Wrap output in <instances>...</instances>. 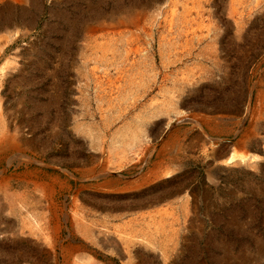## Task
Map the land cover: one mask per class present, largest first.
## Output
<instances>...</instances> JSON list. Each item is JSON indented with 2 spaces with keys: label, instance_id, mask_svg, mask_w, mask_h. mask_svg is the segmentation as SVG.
Returning <instances> with one entry per match:
<instances>
[{
  "label": "rangeland",
  "instance_id": "374dc122",
  "mask_svg": "<svg viewBox=\"0 0 264 264\" xmlns=\"http://www.w3.org/2000/svg\"><path fill=\"white\" fill-rule=\"evenodd\" d=\"M0 87V264H264V0H0Z\"/></svg>",
  "mask_w": 264,
  "mask_h": 264
},
{
  "label": "crops",
  "instance_id": "0c3cea01",
  "mask_svg": "<svg viewBox=\"0 0 264 264\" xmlns=\"http://www.w3.org/2000/svg\"><path fill=\"white\" fill-rule=\"evenodd\" d=\"M81 200H83V201H81V203L85 202L83 198ZM87 208H89V206H87ZM88 212L84 213V216L87 218H88ZM46 217L47 216H45V214H39L35 220L37 222L41 221V223H42L46 220ZM19 223L24 225L22 227H23V229L26 230L27 233L30 232L31 230L34 231L33 234L31 233V235H28V236L31 239L35 240L33 242L36 243V244H34V246L36 247V253L37 252L41 253V255H40L41 259H37V258L32 259L31 258V259L23 261V262H25L24 264H92V262L90 261V257H91L90 255H85V256L80 255L81 252L84 253V251L88 252L90 250V249H85L86 247H88L90 245L87 242V241H90V238L88 236H85L83 233L75 234L73 236V238H71L72 242L69 243L66 246V248H63V246L58 247V245H56L57 241H59V239L57 237H54L51 233L36 232V228H33V226H32L33 224L31 221H29V220L26 221V220L20 219ZM28 224H29V227L27 228ZM31 228H33V229H31ZM36 241H38L40 243H38ZM75 245L80 252L79 255L76 257H72L71 260L65 262L64 250L72 252L71 247L75 246ZM91 258H93V257H91ZM23 262L21 264H23Z\"/></svg>",
  "mask_w": 264,
  "mask_h": 264
},
{
  "label": "bare ground",
  "instance_id": "6f19581e",
  "mask_svg": "<svg viewBox=\"0 0 264 264\" xmlns=\"http://www.w3.org/2000/svg\"><path fill=\"white\" fill-rule=\"evenodd\" d=\"M198 2V1H197ZM201 4V3H200ZM202 5V4H201ZM201 7V6H200ZM200 9V8H199ZM190 19H192V17L190 18ZM142 25V24H141ZM139 27V26H138ZM142 28V27H141ZM10 35V34H9ZM102 47V46H101ZM8 65V64H7ZM4 71V70H3ZM8 71V70H7ZM5 74H6V72H5ZM2 77V76H1ZM5 78V77H4ZM257 84V83H256ZM2 85V84H1ZM1 88V87H0ZM248 134V133H247ZM250 134V133H249ZM22 141V140H21ZM247 141H244L243 142V145L245 146V145H247ZM241 145V144H240ZM242 146V145H241ZM251 146V145H250ZM238 147H240L239 145H238ZM248 149V148H247ZM236 151V150H235ZM247 153V152H246ZM23 154V153H22ZM26 154V153H25ZM23 156V155H22ZM259 156V155H258ZM246 157L247 156H243L242 155V153H232L228 158H226V163L227 164H231V163H233V162H235L237 159H241V160H244V159H246ZM17 158V157H16ZM21 158V157H20ZM28 158V157H27ZM224 158V157H223ZM25 159V158H24ZM23 159V160H24ZM29 159H30V157H29ZM26 161V160H25ZM29 161V160H28ZM29 163V162H28ZM226 164V165H227ZM167 167V166H166ZM178 169V168H177ZM174 173V172H173ZM168 174V173H167ZM164 177H166V176H164ZM6 178V177H5ZM45 183V182H44ZM41 187V186H40ZM42 193H44V192H42ZM5 194V193H4ZM10 196V195H9ZM20 196V195H19ZM18 197V196H17ZM9 200V199H8ZM9 205V204H8ZM15 209V208H14ZM159 209V208H158ZM10 210H11V208H10ZM16 211V210H15ZM170 213V212H169ZM173 214V213H172ZM97 221V220H96ZM145 223V222H144ZM160 232V231H159ZM24 235V234H23ZM44 235V234H43ZM158 235V234H157ZM148 239V238H147ZM50 244V243H49ZM154 246V245H153Z\"/></svg>",
  "mask_w": 264,
  "mask_h": 264
},
{
  "label": "water",
  "instance_id": "95a60500",
  "mask_svg": "<svg viewBox=\"0 0 264 264\" xmlns=\"http://www.w3.org/2000/svg\"><path fill=\"white\" fill-rule=\"evenodd\" d=\"M230 155H231V153H229V154L227 155V158H228Z\"/></svg>",
  "mask_w": 264,
  "mask_h": 264
}]
</instances>
